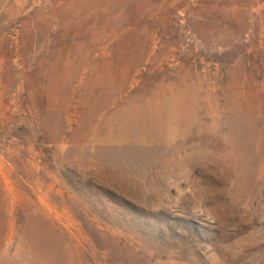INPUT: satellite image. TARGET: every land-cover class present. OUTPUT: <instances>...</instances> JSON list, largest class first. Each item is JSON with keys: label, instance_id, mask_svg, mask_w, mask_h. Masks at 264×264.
I'll return each instance as SVG.
<instances>
[{"label": "rangeland", "instance_id": "rangeland-1", "mask_svg": "<svg viewBox=\"0 0 264 264\" xmlns=\"http://www.w3.org/2000/svg\"><path fill=\"white\" fill-rule=\"evenodd\" d=\"M263 9L0 0V264H264Z\"/></svg>", "mask_w": 264, "mask_h": 264}, {"label": "trees", "instance_id": "trees-1", "mask_svg": "<svg viewBox=\"0 0 264 264\" xmlns=\"http://www.w3.org/2000/svg\"><path fill=\"white\" fill-rule=\"evenodd\" d=\"M263 11H264V9H263ZM238 25H240V23H238Z\"/></svg>", "mask_w": 264, "mask_h": 264}]
</instances>
